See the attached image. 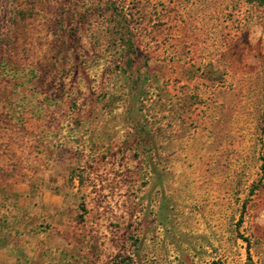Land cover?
I'll return each instance as SVG.
<instances>
[{
  "label": "rangeland",
  "instance_id": "374dc122",
  "mask_svg": "<svg viewBox=\"0 0 264 264\" xmlns=\"http://www.w3.org/2000/svg\"><path fill=\"white\" fill-rule=\"evenodd\" d=\"M0 38L28 114L16 151L73 156L50 182L108 222L91 264H264V6L0 0Z\"/></svg>",
  "mask_w": 264,
  "mask_h": 264
},
{
  "label": "crops",
  "instance_id": "0c3cea01",
  "mask_svg": "<svg viewBox=\"0 0 264 264\" xmlns=\"http://www.w3.org/2000/svg\"><path fill=\"white\" fill-rule=\"evenodd\" d=\"M14 146L6 160L22 157L28 164L22 171L0 166V264H91L88 228L93 226L102 228L98 233L111 251L108 222L92 218L91 208L81 210L77 202L66 199L58 177L50 182L49 175L57 176L63 161L73 156L47 151L46 146L37 154H20ZM18 173L23 177H14ZM72 189L80 188L73 183Z\"/></svg>",
  "mask_w": 264,
  "mask_h": 264
},
{
  "label": "built area",
  "instance_id": "2783aa9c",
  "mask_svg": "<svg viewBox=\"0 0 264 264\" xmlns=\"http://www.w3.org/2000/svg\"><path fill=\"white\" fill-rule=\"evenodd\" d=\"M10 45V42L6 40L0 43L3 50L7 48L10 51ZM11 65L12 62H6V59H2L0 62V157H10L12 153L9 150L10 145L15 142L18 144L19 142L25 143L24 138L28 133L26 129L28 124L27 111L23 110L19 104L16 105L14 98L16 92L20 91L22 87L13 82ZM19 150L21 152L20 147ZM21 160L26 162L22 157Z\"/></svg>",
  "mask_w": 264,
  "mask_h": 264
},
{
  "label": "trees",
  "instance_id": "16d2710c",
  "mask_svg": "<svg viewBox=\"0 0 264 264\" xmlns=\"http://www.w3.org/2000/svg\"><path fill=\"white\" fill-rule=\"evenodd\" d=\"M257 2H258V4L259 5H262V6H264V0H256ZM125 6L124 5H122L121 6V9H123ZM3 40H6V41H8V42H10V51H8L7 50V48H6V50H3L2 49V47L0 46V62H1V60L2 59H6V62L7 61H9V62H12V60H11V47H12V42L9 40V39H7V38H0V43L3 41ZM130 49H135V51L134 52H132V53H135V54H137V52H138V46H131L130 48H127V53L129 54V52H130ZM127 264H129V263H127Z\"/></svg>",
  "mask_w": 264,
  "mask_h": 264
}]
</instances>
